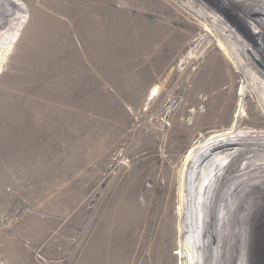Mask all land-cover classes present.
<instances>
[{
  "label": "rangeland",
  "instance_id": "374dc122",
  "mask_svg": "<svg viewBox=\"0 0 264 264\" xmlns=\"http://www.w3.org/2000/svg\"><path fill=\"white\" fill-rule=\"evenodd\" d=\"M248 1H15L26 17L0 72V264H185L190 155L214 131L264 132V3ZM254 188L224 218L220 264H264Z\"/></svg>",
  "mask_w": 264,
  "mask_h": 264
},
{
  "label": "bare ground",
  "instance_id": "6f19581e",
  "mask_svg": "<svg viewBox=\"0 0 264 264\" xmlns=\"http://www.w3.org/2000/svg\"><path fill=\"white\" fill-rule=\"evenodd\" d=\"M15 1L0 0V72L15 39L11 36L18 35L26 17L23 6ZM250 1L252 2L248 8L264 3V0L248 2ZM248 2L242 6L246 11H250L246 6ZM216 17L213 25L222 19V14H216ZM7 39L8 42L4 44ZM262 75L264 77V72ZM242 95L243 93L240 96L241 112L244 110ZM241 132L237 128H229L221 133L212 132L205 142L198 143V147H203L202 151H194L187 162L184 170L185 187L177 201L178 240L180 255L185 259V264L191 261L182 248L188 244L191 250L188 253L193 255V259L195 257V264H215L214 261L219 263L216 253H221L222 249L217 248L215 244L223 236L219 234L221 235L225 228L224 218L232 216V210L235 211L242 191L253 185L256 190L254 194H261V201L264 202V184L259 186L264 182V132ZM226 196L231 199L230 202H223ZM242 201L243 206L247 204L246 198ZM255 201L253 198L249 199V204ZM224 209L231 212L227 214ZM242 222L243 228L246 227L245 221ZM208 227H211L209 232ZM188 231L193 236L192 240L187 238Z\"/></svg>",
  "mask_w": 264,
  "mask_h": 264
}]
</instances>
